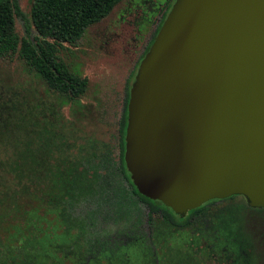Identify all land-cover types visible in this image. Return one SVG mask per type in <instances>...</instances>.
<instances>
[{
    "label": "trees",
    "instance_id": "obj_1",
    "mask_svg": "<svg viewBox=\"0 0 264 264\" xmlns=\"http://www.w3.org/2000/svg\"><path fill=\"white\" fill-rule=\"evenodd\" d=\"M122 1L31 0L27 14L19 0H0V59L17 56L42 81L55 107L67 109L66 124L57 128L56 120L50 123L37 145L26 143L19 153L21 161L13 172L24 187H34L36 202L22 213V222L15 226L11 239L0 243V264H94L99 260L116 264L115 249L104 250L103 255L96 250L106 245L99 240L107 237L100 233L106 222L117 223V231L127 230L132 239L142 238L152 246L180 233L184 240L195 242L208 237L221 240L242 259L252 253L248 226L254 219L242 220L239 212L264 214V208H251L243 196L235 195L210 200L181 216L160 201L139 194L125 166L129 90L173 0H165L159 9L160 17L124 87L109 141L88 139L82 145L72 127L66 126L74 123L89 81L66 63L62 54ZM17 18L23 22L22 37L15 27ZM128 244L131 255L148 254L137 248L143 242L132 240Z\"/></svg>",
    "mask_w": 264,
    "mask_h": 264
},
{
    "label": "water",
    "instance_id": "obj_2",
    "mask_svg": "<svg viewBox=\"0 0 264 264\" xmlns=\"http://www.w3.org/2000/svg\"><path fill=\"white\" fill-rule=\"evenodd\" d=\"M124 162L181 216L264 208V0H175L129 90Z\"/></svg>",
    "mask_w": 264,
    "mask_h": 264
},
{
    "label": "rangeland",
    "instance_id": "obj_3",
    "mask_svg": "<svg viewBox=\"0 0 264 264\" xmlns=\"http://www.w3.org/2000/svg\"><path fill=\"white\" fill-rule=\"evenodd\" d=\"M164 1L123 0L106 18L89 27L75 47L64 50V61L79 69L89 81L82 107L72 119L74 123L66 125L72 127L80 144L88 139L109 141V134L115 132V114L120 109L124 87L160 17ZM19 5L28 14L31 0H19ZM15 27L19 36H24L20 18ZM28 71L17 56L0 59V243L11 239L24 212L36 202L34 187H24L13 172L21 161L19 153L26 143L37 145L50 123L56 120L57 128L66 124L67 109L56 108L42 81ZM239 217L254 219L248 226L253 250L245 259L233 254L221 240L208 237L195 242L174 233L167 242H156L155 246L138 238L145 246L137 248H144L147 255H131L129 244L120 247L116 250V264H264V214L243 211ZM117 227V223L109 222L103 229L108 237L122 238L114 242L121 246L124 239L129 240L130 232H119ZM94 264L106 263L99 260Z\"/></svg>",
    "mask_w": 264,
    "mask_h": 264
},
{
    "label": "flooded vegetation",
    "instance_id": "obj_4",
    "mask_svg": "<svg viewBox=\"0 0 264 264\" xmlns=\"http://www.w3.org/2000/svg\"><path fill=\"white\" fill-rule=\"evenodd\" d=\"M169 12V11H168ZM147 44V43H146ZM109 222H106V223H103L102 224V226L105 228V225H107ZM129 232V231H128ZM100 233L101 234H106L105 233V230H102V231H100ZM115 239V240H114ZM112 238V237H99V240L101 241V242H106V245H104V246H102V245H99V246H97L96 247V250H98V251H100L101 252V254L100 255H103V252H104V250L105 251H108V250H113V249H115V250H117V249H119L120 247H124L125 245H127L128 244V242L129 241H132V240H135V241H137V239H135V238H129V240L128 241H126V239H124V241H125V243H123L121 246H120V244L119 245H114V242L117 240H122V238H120V237H116V238ZM141 240H143V239H141ZM65 264H66V262H65Z\"/></svg>",
    "mask_w": 264,
    "mask_h": 264
}]
</instances>
